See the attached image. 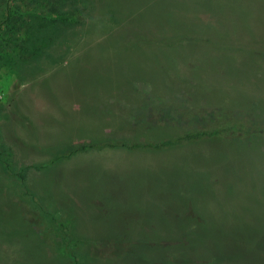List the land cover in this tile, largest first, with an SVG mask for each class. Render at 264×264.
Listing matches in <instances>:
<instances>
[{"label": "rangeland", "instance_id": "rangeland-1", "mask_svg": "<svg viewBox=\"0 0 264 264\" xmlns=\"http://www.w3.org/2000/svg\"><path fill=\"white\" fill-rule=\"evenodd\" d=\"M25 2L0 264H264V0Z\"/></svg>", "mask_w": 264, "mask_h": 264}, {"label": "trees", "instance_id": "trees-1", "mask_svg": "<svg viewBox=\"0 0 264 264\" xmlns=\"http://www.w3.org/2000/svg\"><path fill=\"white\" fill-rule=\"evenodd\" d=\"M12 1L13 0H0V36H8L10 37V40H9V43L11 45L14 46L15 44V40H14V33L17 31V27L19 26L18 23H21L23 24L22 27H24V29L26 28V21H28V16H36L35 13L33 12H26L27 15H24V17L21 15L22 12L18 9V7H13L12 6ZM25 5H26V10L29 9L28 7H35L33 6L35 3H37L39 0H30L27 1L25 0ZM58 1V0H57ZM22 2V0H21ZM24 3V2H23ZM38 19H41L39 17H37ZM51 18H53L54 20H56L57 22H70V18H64V17H60L58 15H54L52 16ZM44 20L47 19V17H44L42 18ZM55 21V22H56ZM25 25V26H24ZM218 134V131H213L210 136H214V135H217ZM203 136H205V133H196L192 136H186L185 138H182L184 140H195V139H200L202 138ZM69 248V249H68ZM67 254L69 256H72V250L70 249V244L69 242H67Z\"/></svg>", "mask_w": 264, "mask_h": 264}]
</instances>
